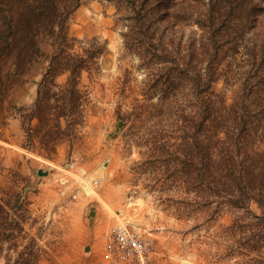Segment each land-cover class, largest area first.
Segmentation results:
<instances>
[{
	"label": "trees",
	"instance_id": "obj_1",
	"mask_svg": "<svg viewBox=\"0 0 264 264\" xmlns=\"http://www.w3.org/2000/svg\"><path fill=\"white\" fill-rule=\"evenodd\" d=\"M83 1L0 0V139L10 141L2 131L15 119L19 146L48 159L80 139L89 101L83 74L99 71L106 50L97 36L69 34ZM106 1L125 27L124 49L144 72L142 97L122 116L133 120L134 142L143 148L144 187L195 226L200 217L230 214L218 257L264 264V0ZM41 36L52 50L32 101L18 105L10 94L40 55ZM3 161L0 146V172ZM25 179L13 171L10 185L0 186L2 264L47 259L26 229L29 201L16 188Z\"/></svg>",
	"mask_w": 264,
	"mask_h": 264
},
{
	"label": "rangeland",
	"instance_id": "obj_2",
	"mask_svg": "<svg viewBox=\"0 0 264 264\" xmlns=\"http://www.w3.org/2000/svg\"><path fill=\"white\" fill-rule=\"evenodd\" d=\"M124 29L115 22V7L106 0H84L73 12L71 36H97L106 43L99 71L83 74L89 101L80 139L72 145L62 143L52 159L44 158L19 146V123L11 119L2 131L10 141L0 139L4 156L0 186L10 185L13 171L25 176L16 188L29 201V236L48 252L43 264H106L105 243L112 227L124 221L143 239L151 264H235L234 258L218 257L219 233L230 222V214L210 221L200 217L195 226L192 218H178L171 202L143 185L146 175L139 165L143 148L134 142L133 120L122 116L135 98L142 97L137 89L144 72L137 68V56L123 47ZM38 43L40 55L10 94L18 105L32 101L52 50L47 36ZM215 88L223 91V80ZM226 94L230 99L231 93ZM38 169L47 174H37ZM3 261L0 258V264Z\"/></svg>",
	"mask_w": 264,
	"mask_h": 264
},
{
	"label": "built area",
	"instance_id": "obj_3",
	"mask_svg": "<svg viewBox=\"0 0 264 264\" xmlns=\"http://www.w3.org/2000/svg\"><path fill=\"white\" fill-rule=\"evenodd\" d=\"M103 258L106 264H151L146 244L127 221L112 227Z\"/></svg>",
	"mask_w": 264,
	"mask_h": 264
},
{
	"label": "water",
	"instance_id": "obj_4",
	"mask_svg": "<svg viewBox=\"0 0 264 264\" xmlns=\"http://www.w3.org/2000/svg\"><path fill=\"white\" fill-rule=\"evenodd\" d=\"M37 174H39V175H45V174H47V171H44L42 169H38L37 170Z\"/></svg>",
	"mask_w": 264,
	"mask_h": 264
},
{
	"label": "bare ground",
	"instance_id": "obj_5",
	"mask_svg": "<svg viewBox=\"0 0 264 264\" xmlns=\"http://www.w3.org/2000/svg\"><path fill=\"white\" fill-rule=\"evenodd\" d=\"M81 171H82V170H81ZM85 189H86V192L91 193V190L89 189L88 186H85ZM127 222H128V221H127Z\"/></svg>",
	"mask_w": 264,
	"mask_h": 264
}]
</instances>
